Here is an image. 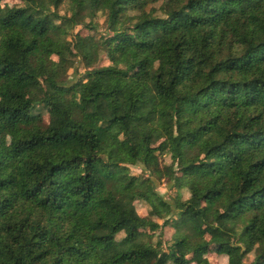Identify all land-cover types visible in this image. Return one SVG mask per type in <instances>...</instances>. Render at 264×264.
Masks as SVG:
<instances>
[{
	"label": "trees",
	"instance_id": "obj_1",
	"mask_svg": "<svg viewBox=\"0 0 264 264\" xmlns=\"http://www.w3.org/2000/svg\"><path fill=\"white\" fill-rule=\"evenodd\" d=\"M160 1L0 0V264H264V0Z\"/></svg>",
	"mask_w": 264,
	"mask_h": 264
},
{
	"label": "rangeland",
	"instance_id": "obj_2",
	"mask_svg": "<svg viewBox=\"0 0 264 264\" xmlns=\"http://www.w3.org/2000/svg\"><path fill=\"white\" fill-rule=\"evenodd\" d=\"M161 3H162V0L158 3H156L153 6V8L157 9ZM103 30H104V28L101 26H99V28L96 31L89 30L85 27L78 26L74 29L73 34L78 33L81 36L85 37L87 35H96V33L103 34L104 33ZM111 62H113V58L111 56H108V55L102 56L101 61H99V63H98V66H107ZM82 74H83V69L81 68V66L76 64V67L73 70H71L69 77L67 78L66 83H68V84L74 83L78 79V77L81 76ZM43 119L46 123L48 122V116L47 115H45L43 117ZM156 144L157 143H155L154 145H156ZM161 162L168 165L170 163L169 156L166 155V156L161 157ZM130 171L134 174H140L139 168L135 167V166H131ZM155 185H156L157 192L161 196H163V198L167 202L170 203L171 199H173L174 196L176 195V190L172 188V183L169 182L167 179H163L160 183L155 182ZM181 193H182L183 199L187 198L189 196L188 193L186 192V190H184V189L181 190ZM136 206L138 208V213L141 216L146 215V208H145V205L143 203L136 202ZM173 233H174V230L166 227L159 233L150 234L149 232H143L142 234L147 236V237H151L152 239L161 237L163 242L168 243V241L171 238V236L173 235ZM119 237L120 236H118V238ZM206 258H208L212 264H225L224 258L222 256L216 255V253H214V252L207 254ZM251 261H252V257H251V255H249V257H247L244 260V264H250Z\"/></svg>",
	"mask_w": 264,
	"mask_h": 264
}]
</instances>
